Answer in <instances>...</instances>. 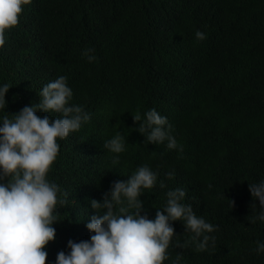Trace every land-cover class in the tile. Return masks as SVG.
<instances>
[{"label": "trees", "instance_id": "1", "mask_svg": "<svg viewBox=\"0 0 264 264\" xmlns=\"http://www.w3.org/2000/svg\"><path fill=\"white\" fill-rule=\"evenodd\" d=\"M6 36L0 84L9 90L0 118L37 103L59 75L72 88L70 103L90 113L58 140L47 174L66 204L58 205L45 264L68 251L69 239L89 238V201L144 164L157 184L140 196L141 214L153 218L166 192L182 187V202L216 225L215 246L170 243L163 264H264L255 251L264 221L255 219L259 202L251 207L248 190L264 179V0H30ZM150 108L167 117L182 151L144 142L132 116ZM117 132L126 144L113 163L104 142ZM181 223L173 222V239L183 243L190 233Z\"/></svg>", "mask_w": 264, "mask_h": 264}, {"label": "clouds", "instance_id": "2", "mask_svg": "<svg viewBox=\"0 0 264 264\" xmlns=\"http://www.w3.org/2000/svg\"><path fill=\"white\" fill-rule=\"evenodd\" d=\"M30 0H0V48L5 45L6 33L19 22L23 6ZM195 37L203 40L206 33L197 30ZM89 62L95 61L92 49L82 53ZM7 82L0 84V108H5ZM72 88L67 77L59 75L46 83L39 101L24 106L19 112L0 118V264H45L46 245L54 240L58 205H65L59 186L47 178L50 166L59 152L58 140L77 131L90 120L83 106L70 103ZM45 115L40 116L37 113ZM49 112L59 113L56 118ZM138 123L137 132L148 144H165L169 150L182 151L172 134L167 117L155 108L132 116ZM126 141L117 132L104 142L114 155L113 163L125 150ZM168 177L174 175L169 171ZM157 184V173L144 164L135 169L127 180L114 181L103 199L89 201L93 214L86 223L87 240L67 241L68 251H59L54 264H163L170 243L177 247L189 244L196 251L215 246L216 225L198 216L190 204L182 201V187L169 189L162 209L153 218L141 214L145 189ZM160 187H164L160 182ZM211 187V185H209ZM251 207L259 211L255 219L264 221V179L248 184ZM231 202V206L234 203ZM174 221H179L190 239L174 241ZM257 254L264 253V240L256 241Z\"/></svg>", "mask_w": 264, "mask_h": 264}]
</instances>
